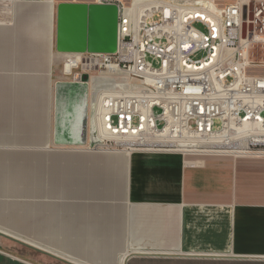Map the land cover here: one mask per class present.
<instances>
[{"label":"crops","instance_id":"obj_1","mask_svg":"<svg viewBox=\"0 0 264 264\" xmlns=\"http://www.w3.org/2000/svg\"><path fill=\"white\" fill-rule=\"evenodd\" d=\"M42 1L11 11L25 46L0 23V264H264V156L55 144L72 81Z\"/></svg>","mask_w":264,"mask_h":264},{"label":"built area","instance_id":"obj_2","mask_svg":"<svg viewBox=\"0 0 264 264\" xmlns=\"http://www.w3.org/2000/svg\"><path fill=\"white\" fill-rule=\"evenodd\" d=\"M97 2L117 6L116 51L59 56L72 82L113 81L96 97L102 147L264 156V0Z\"/></svg>","mask_w":264,"mask_h":264},{"label":"water","instance_id":"obj_3","mask_svg":"<svg viewBox=\"0 0 264 264\" xmlns=\"http://www.w3.org/2000/svg\"><path fill=\"white\" fill-rule=\"evenodd\" d=\"M252 6L249 4V11L252 10ZM246 12L247 8L244 7V19ZM117 14V6L109 3H58L55 8L56 52L59 54L114 53L117 46ZM249 18H251L250 14ZM87 81L88 77L84 75L81 82L56 84L58 128L55 144L57 145L87 146L92 150H97L101 146L94 121L96 97L98 91L111 89L113 81L100 80L92 85L89 117ZM7 239L23 245L17 239Z\"/></svg>","mask_w":264,"mask_h":264},{"label":"rangeland","instance_id":"obj_4","mask_svg":"<svg viewBox=\"0 0 264 264\" xmlns=\"http://www.w3.org/2000/svg\"><path fill=\"white\" fill-rule=\"evenodd\" d=\"M39 1L40 0H6L4 2V5H3L4 7L2 8V11H1L2 13H0V23L7 22L8 20H12V17H13L12 14H14L15 17H18V18H22V19L26 18V16H23V13L21 11H15L14 13H11V11L14 10V6H16L18 4L23 5V6H31V5H35ZM47 1L48 0H43L42 2L44 3V5H46V2ZM97 1L98 0H52V5L54 6V12H55L56 5L58 3H60V2L98 3ZM30 11H31L30 8H28V11H27L26 14L28 15L30 13ZM28 20H29V18H26L25 23H24L25 26L23 24L22 27H19L18 28V30L20 31L19 36L21 37L20 38V41L23 43L24 46L26 44L25 38L27 37L26 30H28ZM11 26H12V24H11ZM25 35H26V37H25ZM61 57L62 56H59L58 57V61H57L58 68L56 70V73H57L58 79H61V81H67L70 78L69 77H63V75H62V65H63V59H64V57H62V58ZM253 60H256V61L257 60H264V49H258V48H256L254 50ZM91 75L94 77L93 78L92 85H94L95 82H97V81L100 80V79H97L95 77L107 76L106 74H100V73H95V72L94 73H91ZM108 80H109V78H108ZM92 85H91V88H92ZM92 91H93V89H92ZM100 91H103V90H100ZM100 91H98V93ZM118 144H121V145H118ZM118 144H117V146H115V145L112 144V149H119V150H121L122 148H125L126 147L125 144H130V142L128 140H125V141L119 142ZM99 149H101V148H99ZM101 150H104V149H101ZM105 151H107V150L105 149ZM128 151H130V150H128ZM144 152L153 153V151H144Z\"/></svg>","mask_w":264,"mask_h":264},{"label":"bare ground","instance_id":"obj_5","mask_svg":"<svg viewBox=\"0 0 264 264\" xmlns=\"http://www.w3.org/2000/svg\"><path fill=\"white\" fill-rule=\"evenodd\" d=\"M144 0H135V4H134V7L136 8V7H138L140 4H142V2H143ZM147 6V5H146ZM45 8H46V14H45V18L44 19H46V17L48 18V20H49V22H50V19H51V15L53 14V11H52V0H48L47 2H46V5H45ZM13 15V17H12V29H15V32L17 33V30L18 29H16V28H18L19 26L20 27H22L23 26V21L26 19V18H24V19H22V18H18V17H15V15L14 14H12ZM33 15H35V13L33 14ZM28 18V17H27ZM15 20V21H14ZM14 32V31H13ZM14 35H15V33H13ZM11 35H12V33H11ZM13 37V36H12ZM5 40V39H4ZM77 56V55H76ZM67 71V70H66ZM101 81H106L105 79H100ZM99 80V81H100ZM98 82V81H97ZM245 131L246 132H251V131H253V129L252 128H249V127H245ZM99 137V139H102V137L99 135L98 136ZM122 144V143H121ZM123 145V144H122ZM126 146H129V144H125ZM99 148H101V149H106L105 147H102V146H100Z\"/></svg>","mask_w":264,"mask_h":264},{"label":"trees","instance_id":"obj_6","mask_svg":"<svg viewBox=\"0 0 264 264\" xmlns=\"http://www.w3.org/2000/svg\"><path fill=\"white\" fill-rule=\"evenodd\" d=\"M128 1V0H127Z\"/></svg>","mask_w":264,"mask_h":264}]
</instances>
